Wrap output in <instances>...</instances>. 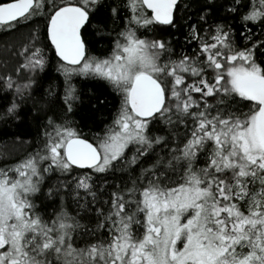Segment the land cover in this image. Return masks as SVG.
<instances>
[{
  "label": "snow or ice",
  "instance_id": "1",
  "mask_svg": "<svg viewBox=\"0 0 264 264\" xmlns=\"http://www.w3.org/2000/svg\"><path fill=\"white\" fill-rule=\"evenodd\" d=\"M22 28L0 264H264V0H0Z\"/></svg>",
  "mask_w": 264,
  "mask_h": 264
},
{
  "label": "trees",
  "instance_id": "2",
  "mask_svg": "<svg viewBox=\"0 0 264 264\" xmlns=\"http://www.w3.org/2000/svg\"><path fill=\"white\" fill-rule=\"evenodd\" d=\"M41 27L43 28V23H41ZM27 33V28H22L20 32H16L12 35L0 33V64H3L4 61H7L9 65L15 64L16 58L10 54L5 45L7 44L8 48H11L13 45L18 47L22 42H25ZM77 79L82 80L83 78L78 77ZM91 83H96V81H92ZM116 103L118 106V102ZM11 131L15 132V127H12ZM27 150L30 149H28L26 145L13 143V138L10 136L0 138V153H10L12 157H22L26 154Z\"/></svg>",
  "mask_w": 264,
  "mask_h": 264
}]
</instances>
